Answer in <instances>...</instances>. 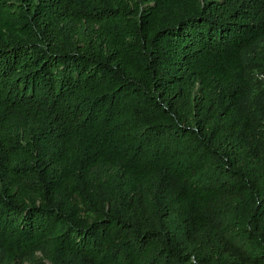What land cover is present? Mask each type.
Masks as SVG:
<instances>
[{
    "label": "trees",
    "instance_id": "1",
    "mask_svg": "<svg viewBox=\"0 0 264 264\" xmlns=\"http://www.w3.org/2000/svg\"><path fill=\"white\" fill-rule=\"evenodd\" d=\"M0 264H264V0H0Z\"/></svg>",
    "mask_w": 264,
    "mask_h": 264
}]
</instances>
